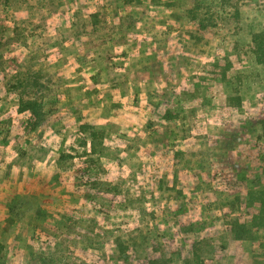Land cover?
<instances>
[{
  "label": "rangeland",
  "instance_id": "obj_1",
  "mask_svg": "<svg viewBox=\"0 0 264 264\" xmlns=\"http://www.w3.org/2000/svg\"><path fill=\"white\" fill-rule=\"evenodd\" d=\"M254 33L264 0H0V264H264Z\"/></svg>",
  "mask_w": 264,
  "mask_h": 264
},
{
  "label": "trees",
  "instance_id": "obj_2",
  "mask_svg": "<svg viewBox=\"0 0 264 264\" xmlns=\"http://www.w3.org/2000/svg\"><path fill=\"white\" fill-rule=\"evenodd\" d=\"M252 42L256 61L264 65V42L262 40V33H254L252 35ZM19 84H24L22 83L21 79H19ZM17 109L18 112L27 111L29 113L25 125L26 128L37 129L46 120L45 112L42 109V104L40 103L38 98L34 96L27 97L26 99L20 96ZM88 132L93 137L96 131L90 130ZM62 156L69 157V155L60 154L59 158H61ZM235 224L236 225L231 230L233 231L234 238L240 239L246 232V229L238 222H235Z\"/></svg>",
  "mask_w": 264,
  "mask_h": 264
}]
</instances>
